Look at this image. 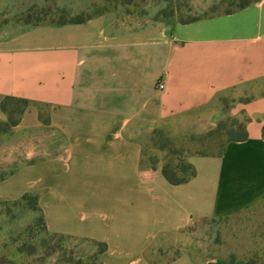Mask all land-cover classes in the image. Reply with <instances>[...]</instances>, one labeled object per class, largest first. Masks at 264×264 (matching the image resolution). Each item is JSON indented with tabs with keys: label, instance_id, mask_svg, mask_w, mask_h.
<instances>
[{
	"label": "crops",
	"instance_id": "crops-1",
	"mask_svg": "<svg viewBox=\"0 0 264 264\" xmlns=\"http://www.w3.org/2000/svg\"><path fill=\"white\" fill-rule=\"evenodd\" d=\"M263 80L264 0L188 24L109 12L0 27V119L5 100L28 102L12 135L44 132L35 161L51 159L48 175L59 163L72 188L51 208L76 222L77 235L107 242L116 264H247L149 249L174 247L171 238L197 223L264 197ZM229 120L248 138L192 153L195 176L170 184L155 132L201 136Z\"/></svg>",
	"mask_w": 264,
	"mask_h": 264
},
{
	"label": "rangeland",
	"instance_id": "rangeland-1",
	"mask_svg": "<svg viewBox=\"0 0 264 264\" xmlns=\"http://www.w3.org/2000/svg\"><path fill=\"white\" fill-rule=\"evenodd\" d=\"M221 1L0 0V25L29 17L34 23H49L62 17L72 20L109 12L156 20L159 11L168 7H177L184 18L202 19L234 8ZM59 8H67V11L60 13ZM261 84L264 90V80ZM28 109L29 104L9 101L5 120L0 119V264H116L117 253L107 242L77 235L76 222L63 219L60 206L59 209L56 205L51 208V198L57 201L72 188L64 185L65 170L59 163L52 164L55 167L53 175L46 174L51 159L36 163L35 148L43 145L40 137H45L44 132L35 130L28 138L24 131L19 138L12 135L21 130V117ZM41 111L45 129V109ZM176 130L174 135L164 130V136L158 133L156 139L163 150L164 166L167 165L177 179L190 174L182 171L189 155L196 151L218 154L229 139L241 134L240 125L233 120L201 136ZM171 243L176 246L159 247V251L157 247H150L151 256L171 250L176 256L189 254L201 259L264 264V197L239 213L199 222L179 237H172Z\"/></svg>",
	"mask_w": 264,
	"mask_h": 264
},
{
	"label": "trees",
	"instance_id": "trees-1",
	"mask_svg": "<svg viewBox=\"0 0 264 264\" xmlns=\"http://www.w3.org/2000/svg\"><path fill=\"white\" fill-rule=\"evenodd\" d=\"M260 0H222L221 2L222 3H229L231 6H233L234 8L233 9H228L225 11V14H232L234 13L235 11L237 10H242L246 7H248L249 5H251L252 3L254 2H258ZM172 2V1H171ZM67 8H59V12L60 13H65L67 10ZM160 15H159V18H168V17H171V16H174V15H177L180 22L183 23V24H188V23H192V22H195V21H198L200 20V18H197V17H188V18H184L182 14H180L178 8H164V9H161L160 11ZM42 14V13H41ZM104 13H100V14H96L95 16H99V15H103ZM30 16V15H29ZM95 16H90L88 18H84V17H76L74 19H70V20H67L65 19L64 17H62V19H60L59 21H54V22H49L50 24H57V25H64V24H81V23H84L86 22L87 20L95 17ZM11 22H17V23H21L25 26H32V25H38V24H41L43 22H31L30 20V17L29 19H26V20H13ZM9 22H4L3 24L0 25L3 26L5 24H8ZM9 101H20V100H5L2 104V110L3 112H5V107H6V104L9 102ZM24 104H28L27 101H20ZM234 123L236 124H239L240 125V129H241V134L239 137L237 138H231L229 139L228 141L229 142H232V141H244L248 138V135H247V132L245 130V126L243 123L239 122V121H235L233 120ZM159 133V135L161 136H164L162 133V131L160 132H155V135H154V138H153V142L155 145L159 146V142H157V139H156V136L157 134ZM263 137H264V128H263ZM166 140H168L166 137H164ZM160 147V146H159ZM165 148V147H163ZM182 171L183 172H186V171H189L190 174L187 176V177H184L182 179H177L174 172L169 170V167L166 165L163 167V176L165 177V179L172 185H180V184H184L186 182H188L191 178H193L195 176V170L194 168L189 165V164H185L183 165L182 167ZM233 263V261H231Z\"/></svg>",
	"mask_w": 264,
	"mask_h": 264
},
{
	"label": "built area",
	"instance_id": "built-area-1",
	"mask_svg": "<svg viewBox=\"0 0 264 264\" xmlns=\"http://www.w3.org/2000/svg\"><path fill=\"white\" fill-rule=\"evenodd\" d=\"M157 86H158L159 90H164V88H165V84L163 81H160Z\"/></svg>",
	"mask_w": 264,
	"mask_h": 264
}]
</instances>
